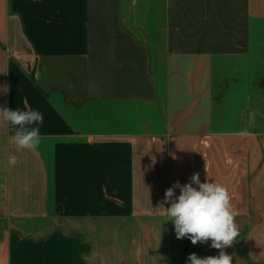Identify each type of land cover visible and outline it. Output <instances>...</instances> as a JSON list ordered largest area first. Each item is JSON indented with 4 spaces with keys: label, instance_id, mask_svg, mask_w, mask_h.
Listing matches in <instances>:
<instances>
[{
    "label": "crops",
    "instance_id": "0c3cea01",
    "mask_svg": "<svg viewBox=\"0 0 264 264\" xmlns=\"http://www.w3.org/2000/svg\"><path fill=\"white\" fill-rule=\"evenodd\" d=\"M0 107L44 116L34 150L0 126V264L218 256L164 214L194 173L264 264V0H0Z\"/></svg>",
    "mask_w": 264,
    "mask_h": 264
},
{
    "label": "clouds",
    "instance_id": "9594fccd",
    "mask_svg": "<svg viewBox=\"0 0 264 264\" xmlns=\"http://www.w3.org/2000/svg\"><path fill=\"white\" fill-rule=\"evenodd\" d=\"M43 121L39 110L0 107V126H10L11 140L18 150L38 148L42 139L39 125ZM176 188L180 189L178 197ZM163 203L170 204L163 207L164 214L173 223L177 239L187 237L193 245L210 240V246L220 250L218 256L204 258L192 253L187 258L188 264H232L233 256L224 249L233 245L240 232L235 222L238 211L226 185L208 179L201 182L199 173H194L189 183L182 185L176 181L168 188Z\"/></svg>",
    "mask_w": 264,
    "mask_h": 264
},
{
    "label": "trees",
    "instance_id": "16d2710c",
    "mask_svg": "<svg viewBox=\"0 0 264 264\" xmlns=\"http://www.w3.org/2000/svg\"><path fill=\"white\" fill-rule=\"evenodd\" d=\"M195 245H193L190 241V239L188 240V246H187V250L190 248H193Z\"/></svg>",
    "mask_w": 264,
    "mask_h": 264
}]
</instances>
